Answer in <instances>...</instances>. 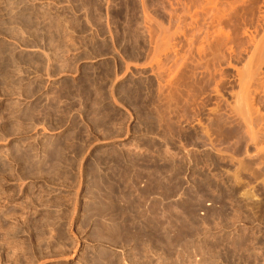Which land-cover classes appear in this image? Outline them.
<instances>
[{
    "label": "rangeland",
    "instance_id": "374dc122",
    "mask_svg": "<svg viewBox=\"0 0 264 264\" xmlns=\"http://www.w3.org/2000/svg\"><path fill=\"white\" fill-rule=\"evenodd\" d=\"M0 264H264V0H0Z\"/></svg>",
    "mask_w": 264,
    "mask_h": 264
}]
</instances>
